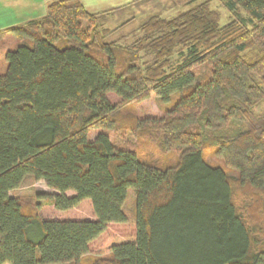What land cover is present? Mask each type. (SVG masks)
I'll return each mask as SVG.
<instances>
[{
	"label": "trees",
	"instance_id": "obj_1",
	"mask_svg": "<svg viewBox=\"0 0 264 264\" xmlns=\"http://www.w3.org/2000/svg\"><path fill=\"white\" fill-rule=\"evenodd\" d=\"M169 1L187 8L115 40L130 20L109 29L81 0L7 29L24 43L0 73V264H264V0H223L222 25L214 0ZM153 96L161 117L121 113ZM119 129L153 155L114 145ZM27 176L54 192L23 204Z\"/></svg>",
	"mask_w": 264,
	"mask_h": 264
},
{
	"label": "rangeland",
	"instance_id": "obj_2",
	"mask_svg": "<svg viewBox=\"0 0 264 264\" xmlns=\"http://www.w3.org/2000/svg\"><path fill=\"white\" fill-rule=\"evenodd\" d=\"M89 12L101 13L99 14V20L103 26L112 29L119 25L121 22L130 20L125 26L119 29V31L109 37V40H115L121 35L127 34L130 30L134 29L141 23L144 18H147L150 14L160 13L162 16H171L178 14L187 7H175L169 0H81ZM123 3V4H122ZM121 4V5H119ZM119 8H116L118 7ZM211 7L216 9L220 14L219 24H225L228 21L234 19L232 13L227 11L224 7L223 0H214L211 2ZM116 8V9H113ZM110 10V11H106ZM107 13H103V12ZM21 11H17L20 13ZM11 11L6 10V7L0 6V73H4L6 70L5 53L7 50H13L18 45L24 43L20 38L9 32L7 29L19 25V21L11 17ZM207 70L205 65H201L195 68L197 74L204 73ZM169 104L161 103L156 97H148L138 101H132L125 104L121 108V113L125 115L133 114L138 118L144 117H161ZM256 118L251 119V124L260 126L264 124V101L257 104L253 109ZM100 129H90L89 139H93ZM110 139L114 145L120 147H132L136 148L142 154L145 152L148 155L152 154V146L142 141L134 140L129 131L119 129L113 130L109 133ZM156 154V152H153ZM155 156V155H154ZM205 158L208 162H219L213 156L205 153ZM46 191L54 192L52 189L46 186L43 180H35L31 176L25 177L20 186L12 191L10 195L18 197L21 202L28 206H33L37 201V192ZM70 194V192H68ZM124 213L128 220L134 219V191L129 189L127 193V199L123 205ZM42 217H55L58 213L54 212L49 206H44L42 211ZM61 214V213H59ZM63 216H57L61 219H72L70 217H88L91 215V208L89 202L85 201L81 206L73 211L62 213ZM90 258V257H87Z\"/></svg>",
	"mask_w": 264,
	"mask_h": 264
},
{
	"label": "crops",
	"instance_id": "obj_3",
	"mask_svg": "<svg viewBox=\"0 0 264 264\" xmlns=\"http://www.w3.org/2000/svg\"><path fill=\"white\" fill-rule=\"evenodd\" d=\"M51 1L54 0H0V6L6 7V10L14 12L11 13V17L18 20L19 24H21L30 19L42 16L46 11V6ZM116 8H119V6ZM17 11L21 12L17 13Z\"/></svg>",
	"mask_w": 264,
	"mask_h": 264
}]
</instances>
